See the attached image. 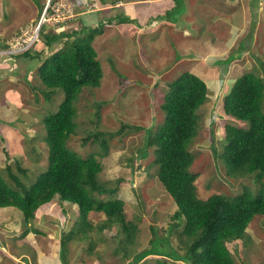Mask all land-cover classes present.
<instances>
[{
  "label": "rangeland",
  "instance_id": "1",
  "mask_svg": "<svg viewBox=\"0 0 264 264\" xmlns=\"http://www.w3.org/2000/svg\"><path fill=\"white\" fill-rule=\"evenodd\" d=\"M41 1L0 0V43L37 22L38 17H34L23 24ZM65 1L82 12L74 24L70 21L63 24L65 27H98L102 23V31L92 40L101 64V81L80 91L75 101L76 127L67 146L81 156L95 153L102 164L99 180L107 185H115V179L122 177L111 197L123 200L125 219L135 222L138 231L130 245L124 243V232H116L117 223L98 232L95 226L92 236L60 248V240L65 239L73 221V206L62 213L56 199L41 205L31 224L42 232L26 236L21 235V212L12 206L0 207V264H60L64 259L69 264H189L163 257L169 250L167 240L152 239L151 228L161 232L172 220L176 205L156 177L154 146L146 148L145 157L137 156V148L143 144L145 129L163 120L160 104L168 83L189 70L204 79L209 89L197 110V133L190 143L194 155L190 168L197 173L194 184L198 196L234 194L243 183L258 187L250 176L227 177L221 165L215 167L213 147L221 151L225 124L247 125L224 113L223 99L234 80L245 72L262 75L264 0H190L188 8L185 0H120L121 6L109 8L102 7V0H89L93 8L87 7L86 0ZM205 4L211 12H201L199 6ZM183 15L196 27L195 35L187 37L169 28L171 21L181 25ZM120 18L125 21L118 22ZM107 19L111 22L104 23ZM63 25L59 27L65 29ZM46 27L48 31L58 28ZM230 29H235L233 36ZM249 45L248 52L245 48ZM41 47L38 40L30 54L0 56V171L11 182L5 171L9 164L28 185L48 163L44 116L57 111L64 97L60 87L47 88L40 80L38 59L30 55ZM95 132H104L105 151L95 140ZM88 134V140L83 141ZM15 159L27 168L25 174L17 172ZM88 217L93 224L105 219L101 212L93 211ZM245 231L243 239L235 242L237 250L233 243H227L234 263L264 264V214H255ZM175 237L171 236L174 247L185 253L183 243ZM89 238L97 239L91 250L87 247ZM139 252L151 253L136 261Z\"/></svg>",
  "mask_w": 264,
  "mask_h": 264
},
{
  "label": "trees",
  "instance_id": "2",
  "mask_svg": "<svg viewBox=\"0 0 264 264\" xmlns=\"http://www.w3.org/2000/svg\"><path fill=\"white\" fill-rule=\"evenodd\" d=\"M116 1L102 0L109 5ZM43 6L40 5V10ZM77 17L76 14L70 19L73 24ZM67 21L41 24L39 41L42 47L39 51L34 50L36 54L30 55V58L36 55L38 59V73L45 87H60L64 93L57 111L46 114L43 119L46 130L44 140L49 149L48 163L29 185L20 180L11 165L6 164V175L12 181L0 171V207L12 206L21 212L24 221L21 235L24 236L29 231L42 232L31 221L38 207L56 199L62 213L73 206V221L64 233L65 239L60 240V248L77 238L92 236L95 226L98 232L111 228L114 223L119 225L116 232H124V243L131 245L138 227L135 222L126 221L123 200L111 197L122 177L115 179V185H107L99 180L102 164L95 153L81 156L67 146V140L76 127L75 101L80 91L84 87L98 86L102 77L101 64L92 43L94 35L102 31L99 28L102 23L98 27L84 24L65 27L63 24L66 25ZM123 21L125 18L118 20ZM110 22V19L104 21ZM46 25L58 28L48 31ZM62 25L65 29L59 27ZM0 46H6L5 40ZM29 52L30 49L24 54ZM259 66L262 75L245 72L234 80L223 99L224 113L246 121L247 125L225 124L221 151L213 147L215 167L221 165L227 177L250 176L258 184L257 188L243 183L234 194L212 193L206 198L198 196L194 184L197 173L190 168L194 158L190 143L197 133V110L205 102L209 91L205 80L199 75L185 70L170 81L160 104L164 112L162 122L145 129V139L142 146L137 148V156L145 157L146 148L154 146L152 162L156 164V177L176 205L172 220L163 226L161 232L155 227L151 228L152 239H166L169 250L162 254L172 259L189 264H235L227 243H233L237 250L235 242L243 239L253 216L264 214V67ZM89 134L83 141L88 140ZM93 135L105 151L104 132ZM14 162L17 172L25 174L27 168L17 159ZM92 211L103 214L105 219L101 224H93L89 220L88 214ZM174 234L183 243L185 253H179L174 247L171 241ZM90 239L87 245L89 250L97 240ZM126 250L127 247L123 252ZM149 253L139 252L135 256L138 258L136 261ZM60 264L69 263L64 259L60 260Z\"/></svg>",
  "mask_w": 264,
  "mask_h": 264
},
{
  "label": "built area",
  "instance_id": "3",
  "mask_svg": "<svg viewBox=\"0 0 264 264\" xmlns=\"http://www.w3.org/2000/svg\"><path fill=\"white\" fill-rule=\"evenodd\" d=\"M78 1V0H77ZM87 7L94 4L86 0ZM73 3L69 4L65 0H47L38 20L35 24H30L27 28L21 29L6 41V46L0 50V54H19L39 40V29L43 23H58L71 18L74 15Z\"/></svg>",
  "mask_w": 264,
  "mask_h": 264
},
{
  "label": "crops",
  "instance_id": "4",
  "mask_svg": "<svg viewBox=\"0 0 264 264\" xmlns=\"http://www.w3.org/2000/svg\"><path fill=\"white\" fill-rule=\"evenodd\" d=\"M118 1H120V0H117L114 4H112V5H109L107 2H103V8H109V7H117V6H121L120 4L121 3H123V2H118ZM122 1V0H121ZM193 1H197V0H193ZM185 2H186V7L188 8V5L189 4H192V3H190V0H185ZM192 2V1H191ZM45 3V0H42L41 1V3H40V5L41 4H44ZM40 5L38 6V8H36L32 13H33V15H31V18H29V19H27V20H25L24 21V23L23 24H26V23H30L31 21H34V17H38V15H39V13H40ZM208 6V5H207ZM207 6H206V4L205 5H201V6H199V9H201V12H203V10L205 11V10H207V11H210L211 12V9H207ZM238 7V6H237ZM195 9H197V10H199L197 7L195 8ZM189 11V10H188ZM89 12V11H88ZM82 12H79L77 15L78 16H80V14H81ZM226 18V17H225ZM182 19H183V22H182V24L180 25V24H175V22H169L168 23V25H170L169 26V28L170 29H175V30H178V31H181L182 32V34L184 35V36H187V37H190V33H193L194 35L196 34V32L195 31H197L196 30V27H194L193 26V24H192V22L191 21H189L188 20V18L186 17V15H183V17H182ZM226 20V19H225ZM71 21V23L73 22V20H69V21H67V23L66 24H68L69 22ZM70 23V24H71ZM167 25V24H166ZM228 25V24H227ZM188 29H190V31L188 30ZM15 30H18L17 28L16 29H14V30H12V32L14 33V32H16ZM232 30H235V29H232ZM231 29L229 30L230 31V36H233L234 35V31H232ZM12 32H9V34L10 33H12ZM17 33V32H16ZM15 33V34H16ZM12 37V36H11ZM5 40H7V39H5ZM248 48H249V46L248 47H246L245 48V50H247L248 51ZM214 51V50H213ZM1 57H4V56H7V55H0ZM38 64H39V62H37L36 63V65H37V67H38ZM29 232H32V231H29ZM24 236H26V234L24 235Z\"/></svg>",
  "mask_w": 264,
  "mask_h": 264
},
{
  "label": "clouds",
  "instance_id": "5",
  "mask_svg": "<svg viewBox=\"0 0 264 264\" xmlns=\"http://www.w3.org/2000/svg\"><path fill=\"white\" fill-rule=\"evenodd\" d=\"M89 1V0H88ZM90 2V1H89ZM91 3V2H90ZM93 3V2H92ZM94 4V3H93ZM44 5H45V3H44ZM44 7V6H43ZM94 7V5L92 6V7H89V8H93ZM43 9V8H42ZM91 10V9H90ZM42 11V10H41ZM88 11V10H87ZM79 12H81L80 10H78V11H76L75 10V7H74V15L72 16V17H74L76 14H78ZM41 13V12H40ZM39 13V14H40ZM39 16V15H38ZM72 17L71 18H69V19H66V20H70V19H72ZM66 20H64V21H66ZM11 38V37H10ZM7 41V40H6ZM6 41H5V44H6ZM5 47V46H4ZM4 47L2 48H0V50H3L4 49ZM32 47V46H31ZM30 47V48H31ZM29 48V49H30ZM28 50V49H27ZM25 52V51H24ZM24 52H22V53H24ZM20 54V53H19ZM0 55H8V54H0ZM163 257H167V258H170L169 256H167V255H165V254H163ZM171 259V258H170ZM172 260V259H171Z\"/></svg>",
  "mask_w": 264,
  "mask_h": 264
}]
</instances>
